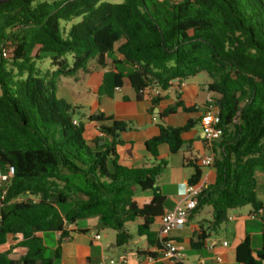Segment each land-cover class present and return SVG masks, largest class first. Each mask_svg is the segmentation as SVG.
<instances>
[{
    "label": "trees",
    "instance_id": "1",
    "mask_svg": "<svg viewBox=\"0 0 264 264\" xmlns=\"http://www.w3.org/2000/svg\"><path fill=\"white\" fill-rule=\"evenodd\" d=\"M115 51L133 68H110L97 90L100 98L113 97L125 79L138 99L149 88L162 94L200 73L211 80L223 134L213 144L215 182L203 189L194 211L212 208L208 231L225 225L232 211L262 210L256 170L264 172V0H11L0 5V171L12 166L15 174L5 195L0 189V247L12 238L27 251L18 259L10 249L0 251V264H54L59 256H46L40 234L65 239L70 225L93 218L100 229L116 233L117 247L133 239L126 224L142 218L137 233L148 237L151 249L141 255L159 256L161 245L150 232L166 201L156 186L168 165L158 159L159 148L167 145L178 154L184 133L200 120L183 127L161 124L159 135L146 143L157 161L151 167L119 163L117 148L129 124L103 113L88 119L101 123L102 137L91 145L83 115L57 97V80L89 73L92 62L107 68L106 56ZM47 54L53 72L39 66ZM161 100L154 97L153 107ZM179 108L194 111L177 102L162 118ZM189 166L188 185L198 186L201 165L192 160ZM136 188L153 193L143 207L134 200ZM62 205H69L65 213ZM209 236L200 234L193 248L202 249ZM236 260L264 264V232L258 250L246 237Z\"/></svg>",
    "mask_w": 264,
    "mask_h": 264
},
{
    "label": "crops",
    "instance_id": "2",
    "mask_svg": "<svg viewBox=\"0 0 264 264\" xmlns=\"http://www.w3.org/2000/svg\"><path fill=\"white\" fill-rule=\"evenodd\" d=\"M77 22L79 20L74 21V23ZM115 62L118 63L115 64ZM106 65L107 68H101L96 62H92L89 67L90 72L87 74L80 71L74 77L59 78L57 97L76 107L78 115H83L84 136L91 145L96 139L102 137L98 129L101 123L89 121L91 116L103 113L105 117H112L129 124V128L121 134L123 144L117 148L119 163L127 168L151 167L157 163L148 151L146 143L159 135L161 124L183 127L190 120H200L194 129L184 133L185 144L178 154H170L167 145L159 148L158 159L168 162L167 168L156 184L166 197L163 215L167 211L183 207L186 202L184 190L192 174V169H189L190 161H199L211 154L216 156L214 146L208 145L204 139L201 124L209 97L213 98L216 103L219 99L218 95L209 92L211 80L208 77L204 82L185 81L183 87L178 85L162 93L160 104L153 107L152 100L148 96L145 95L142 99H138L128 79L124 80L123 86L115 92L113 97H98L97 90L102 84L104 74L110 68L124 73L130 72L133 68L131 64L124 62L123 57L117 51L106 56ZM54 70L55 68L52 67L43 71L53 72ZM177 102H182L186 108H194V111L186 112L179 108L176 113L162 118L166 109L176 105ZM104 143L102 141L100 144ZM169 168H171L170 171L166 173ZM201 168L203 177L199 185L206 188L215 182L216 170L214 167L201 166ZM262 174V182L259 183L257 180V199L262 203L263 208L262 213L255 219L251 218L255 213L253 208L247 214L242 213L244 209L242 208L232 211L227 223L220 229L208 231L209 222L212 220V208L205 207L193 213L185 227L171 232L169 238L185 250L184 264H239L236 260V249L246 237L251 239L254 250L261 247L264 223V172ZM152 197L151 190L135 189L134 200L139 207L148 204ZM203 213L206 218L198 219V216ZM162 216H157L150 227L154 239H158ZM141 224H143L142 218L126 224V229L133 235V239L124 247L116 246V233L113 230L111 231L114 233H109L108 230L100 229L96 218L85 220L81 225L80 223L70 225L68 238L60 239V234L54 233L53 257L55 254L59 256L54 264H174L161 255L156 259L141 255V252L151 249L147 242L148 237L139 236L137 233L138 226ZM130 226L136 227V232H131ZM204 232L210 233L205 246L199 250L194 249L193 241ZM45 234H40V236L46 245ZM97 235L100 236L99 239L96 238ZM8 246H10L9 242L0 247V251H6ZM21 249L23 251L21 256H23L27 250L23 247ZM16 251L14 249V252Z\"/></svg>",
    "mask_w": 264,
    "mask_h": 264
},
{
    "label": "built area",
    "instance_id": "3",
    "mask_svg": "<svg viewBox=\"0 0 264 264\" xmlns=\"http://www.w3.org/2000/svg\"><path fill=\"white\" fill-rule=\"evenodd\" d=\"M2 52L4 57L9 56V51L7 48H3ZM184 85L185 81L179 84L180 87H183ZM145 95L152 100L154 97L160 96L161 91L157 87H152L146 90ZM74 124H78V122L74 121ZM201 124L203 128L204 139L208 145H213L221 138L223 130L219 126V109L216 101L211 97H209L208 99V104L202 116ZM215 160V154H211L201 158L199 160V164L204 167H213ZM14 174L15 170L12 166H8L5 171H0V189L3 195L7 193V186ZM203 189L204 188L200 185H186L184 190L186 202L184 206L171 211H167L161 217V228L158 232L157 239L161 245V251L159 255H161L165 259L172 261L174 264H184L186 254L184 248L179 244L173 242L169 238V236L172 231L181 229L186 226L190 217L198 207L199 198L202 195ZM32 201L36 202L35 199H32ZM261 213L262 210H258L251 216V218L255 219L256 216ZM262 229L264 232V223ZM96 238L99 239L100 236L97 235Z\"/></svg>",
    "mask_w": 264,
    "mask_h": 264
},
{
    "label": "rangeland",
    "instance_id": "4",
    "mask_svg": "<svg viewBox=\"0 0 264 264\" xmlns=\"http://www.w3.org/2000/svg\"><path fill=\"white\" fill-rule=\"evenodd\" d=\"M106 2H109V3H121L123 0H105ZM66 28L70 26V23L69 24H65L64 25ZM41 60L39 61V64H40V68L42 70H46V69H51L53 66L52 64V56L47 54V55H41ZM94 65V63L92 64ZM55 68V67H54ZM56 69V68H55ZM208 79V76L206 73H200L199 75L196 76V78H190L189 80H187L188 82H191V83H194L195 81H199V82H204V80H207ZM171 168H169L167 170L166 173H168L170 171ZM191 170V168H189ZM205 171V169H204ZM262 171L260 169H257L256 170V178L258 180L259 183L262 182ZM69 208V205H62L60 206V210L62 213H65V211ZM252 209V206H246L244 207L242 213L243 214H247L251 211ZM201 218H206L205 217V214L203 213L201 216H198V219H201ZM80 225L84 223V221H80L79 222ZM105 230H108L109 233H114L112 232L110 229H105ZM129 230L131 232H136V227L134 226H130L129 227ZM45 241H46V245L48 247L47 249V253H46V256L49 257V258H53V247L55 246V242H54V233L53 232H49V233H46L45 234ZM17 241H15L14 239L10 238V241H9V244L10 246L7 247V250H11V254L14 258H20L23 251L21 249V247H19L17 245ZM14 249L17 250L16 252H14Z\"/></svg>",
    "mask_w": 264,
    "mask_h": 264
},
{
    "label": "water",
    "instance_id": "5",
    "mask_svg": "<svg viewBox=\"0 0 264 264\" xmlns=\"http://www.w3.org/2000/svg\"><path fill=\"white\" fill-rule=\"evenodd\" d=\"M9 1H11V0H0V5L5 4V3L9 2Z\"/></svg>",
    "mask_w": 264,
    "mask_h": 264
}]
</instances>
